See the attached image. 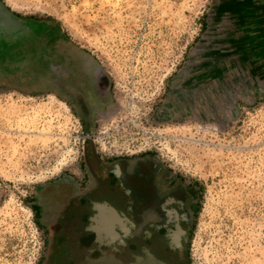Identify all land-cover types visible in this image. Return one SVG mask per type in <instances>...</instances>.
Returning <instances> with one entry per match:
<instances>
[{
  "label": "rangeland",
  "instance_id": "rangeland-1",
  "mask_svg": "<svg viewBox=\"0 0 264 264\" xmlns=\"http://www.w3.org/2000/svg\"><path fill=\"white\" fill-rule=\"evenodd\" d=\"M256 4L264 8V0H0L5 17L45 24L66 55L113 81V100L95 110L90 130L50 77L0 78V264L41 262L45 235L28 195L78 171L89 135L103 155L157 154L198 190L190 264H264L263 47L256 17L239 27L240 8Z\"/></svg>",
  "mask_w": 264,
  "mask_h": 264
},
{
  "label": "flooded vegetation",
  "instance_id": "flooded-vegetation-1",
  "mask_svg": "<svg viewBox=\"0 0 264 264\" xmlns=\"http://www.w3.org/2000/svg\"><path fill=\"white\" fill-rule=\"evenodd\" d=\"M75 58L74 67L53 65L51 82L91 130L113 81ZM98 142L87 136L78 171L28 195L45 235L39 264H187L198 190L155 153L103 155Z\"/></svg>",
  "mask_w": 264,
  "mask_h": 264
},
{
  "label": "water",
  "instance_id": "water-1",
  "mask_svg": "<svg viewBox=\"0 0 264 264\" xmlns=\"http://www.w3.org/2000/svg\"><path fill=\"white\" fill-rule=\"evenodd\" d=\"M262 7L263 5H257L256 8H240L239 27H242L244 31V27L250 26L249 22L246 23L247 18L253 21L256 17L254 19L256 35L254 40L258 44L257 47H263L259 58L264 68V18L259 16L260 12H264ZM4 9L0 8V78L11 76L19 84H43L46 78L50 77L51 80L53 65L74 67L76 62L72 59L73 57L65 54L66 41L63 38L56 39L53 35H49L44 30L46 25L43 23L29 21L23 23L10 13V16L5 17L6 9ZM260 61L258 59L257 63ZM190 238L189 235L186 247H189ZM186 262L190 264L188 253H186Z\"/></svg>",
  "mask_w": 264,
  "mask_h": 264
}]
</instances>
